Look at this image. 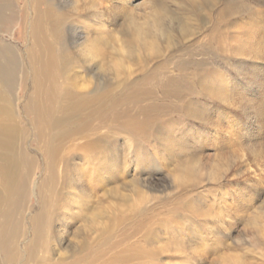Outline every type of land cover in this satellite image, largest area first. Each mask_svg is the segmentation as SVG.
<instances>
[{
    "label": "rangeland",
    "instance_id": "obj_1",
    "mask_svg": "<svg viewBox=\"0 0 264 264\" xmlns=\"http://www.w3.org/2000/svg\"><path fill=\"white\" fill-rule=\"evenodd\" d=\"M68 1L70 0H55V3L64 8V5L67 6L70 3ZM127 1L131 3L127 6L129 8L127 13H124V16L117 14L118 17L114 19L116 22L108 23L110 31H114V47L117 46V38L120 35L129 37L134 26H141L149 28L147 35L151 41L154 39L158 52H154V55L153 52L150 53L140 47L137 56L139 60L137 58L135 61L133 59L134 62L125 60L126 69L124 61L119 77H115L114 73V97L127 93L126 87L129 89L136 80L137 83L145 84V88L141 86L142 91L150 89L153 94L147 99L145 97L135 101L125 99L124 103L117 104L115 107L114 113L117 112L119 115L114 119L113 159L111 164L105 166H108L107 169L112 166L113 171L109 176L112 179L109 183L106 180L103 181L105 185L93 191L97 201H93L94 206L91 209L93 214L100 213L101 222L108 226L111 225L112 230L110 235H103L99 244L96 241L90 251L85 252V255L86 253L90 255L94 249L96 250L94 259L98 260L96 263L93 261V264H226V262L229 264H264V172L263 177H255L251 183L244 182L247 177L239 180L238 183L235 179L226 178L227 169L233 159L222 156L228 152V149L215 145L211 136L205 137L204 134L207 132L205 125L193 118L196 116H191L184 111L179 112L180 114L175 113L179 102L175 95L171 96L175 92L165 95L160 89L163 75L168 73L171 79H177L178 65L183 63L182 70L190 79H185L181 83L190 86L189 89L192 91H189L191 95L188 97L196 103L194 108L207 114L208 119L216 115V118L220 119L222 129H252L257 132V134L248 135V142L244 141L240 146L243 148L239 147V154L247 161L248 157H251L250 147L257 144L254 148L263 158L261 162L264 164V109H262L264 108V48L259 49L256 55L255 51L253 54L250 53L249 45L244 46L248 39L246 36L252 29H256L253 40L262 37L264 40V0ZM27 4H29L27 0H15L8 4L10 6H7L6 14L11 18L3 27V33L0 34L2 43L18 51L20 48L24 50V43L17 30L21 11L22 9L27 10L25 7ZM130 11H135L132 12V16H130ZM152 12L157 13L156 18L163 23L160 26L163 31L153 32L151 25H148L147 21ZM122 20L123 25H121ZM256 22L261 24L260 27L256 26ZM220 36L224 39V48L221 45ZM263 40L262 45H264ZM203 80L211 81L209 87L211 84L215 87L212 86L210 91L217 95L220 92V84L225 82V95L229 94L226 95L225 100L229 103L232 100L236 106L232 108L231 104L223 102V97L219 101V97H214L216 96L214 93L209 94L211 93L209 87L203 86L205 89L201 87L205 83V81L202 82ZM120 82L125 83L123 88L119 86ZM250 99L252 103L250 102L249 106L247 101ZM255 100L261 102L262 107H259ZM147 108L150 109L149 113L146 112ZM258 108L260 109L255 111ZM222 113H225L227 118L221 116ZM256 116H258L257 120H255ZM130 122L137 125L133 130L136 133V139L132 138V140L128 137L130 135H127L128 129L123 130ZM144 124H150L153 131L144 134V128H142ZM248 132L251 133L250 130ZM228 138L226 135L225 139ZM27 144H32L30 136H25L21 143L26 147ZM39 163L41 166L40 159ZM41 167L35 171L34 175V178L39 180L42 173ZM104 172L105 170L103 171L105 176ZM181 175L192 176L193 179L181 184L179 183ZM254 181L259 182L255 184ZM134 182L148 197L146 201L139 203V193L134 192L131 187ZM223 194H225V199ZM27 200L30 202L24 214V223L27 224L26 232L29 227V213H35L37 209L32 196L27 197ZM224 205L231 206L232 211L227 213V209H223ZM68 208V210L73 208L70 202ZM142 209L145 210L144 213L140 212ZM80 216L82 215L79 214L76 221L72 218L67 221L63 232L66 241L62 246L63 248L70 246L66 250L73 248L71 243L82 240L85 231L88 230V228L83 229L87 222L85 219H80ZM76 234L79 238L74 240ZM61 236H63L62 233ZM103 244L106 247H103ZM136 247L141 248L147 255L132 258L127 263H120L118 259L123 255H129L126 252ZM61 251L66 254L64 249H60ZM100 253V258H97ZM82 257L79 255L77 259Z\"/></svg>",
    "mask_w": 264,
    "mask_h": 264
},
{
    "label": "bare ground",
    "instance_id": "obj_2",
    "mask_svg": "<svg viewBox=\"0 0 264 264\" xmlns=\"http://www.w3.org/2000/svg\"><path fill=\"white\" fill-rule=\"evenodd\" d=\"M12 1L15 0H0V34L3 33V27L11 18L6 14V8ZM27 1L29 3L25 6L27 10L22 9L17 30L24 43V50L20 48L18 51L0 40V264H93V261L96 263L98 260L94 259L96 250L94 249L90 255L87 253L96 241L99 244L103 235H110L112 230L111 225L108 226L101 222L100 213L93 214L91 209L94 206L93 201L97 199L93 191L98 190L101 185H105L103 181L106 180L109 183L112 179L109 177L113 171L112 166H109V169H107L108 166H105L111 164L113 159L114 119L119 115L117 112L114 113L115 107L125 99H130L127 101L140 100L144 97L147 99L153 94L150 89L142 91L141 86L145 88V84L137 83L136 80V84H130L129 89L125 86L127 93L121 94L120 97H114V73L115 77H119L125 60L132 62L136 58L139 60L137 56L140 47L150 53L153 52L152 54L158 49L154 44V39L151 41L147 35L149 28L143 27V29L141 26H134L129 37L120 35L117 38V46L114 47V31H110L108 23H115V17L127 13L129 9L127 6L131 4L127 0H70L67 6L64 1V8L59 7L55 0ZM133 7L137 6L133 5ZM132 12L135 11H130V16H132ZM134 14L137 16L136 13ZM157 16V13L152 12L150 19H147L153 32L163 31L160 27L163 23L159 21V18H156ZM122 23L123 20L121 25H123ZM260 25L256 22V26L260 27ZM111 26L113 25L111 24ZM227 28L229 27L227 26ZM255 30L252 29L247 34L248 39L244 46L249 45L250 53L253 54L255 51L257 55L259 49H263L264 45H262L263 37L258 40L252 39ZM219 39L223 47L224 39L221 36ZM221 45L219 44V46ZM114 56H116L115 59ZM252 57L254 56L252 55ZM258 63L260 62L258 61ZM182 65H178L177 79H171L168 73L161 76L162 87L160 89L163 94L170 95L175 92L171 96L175 95L179 99L178 108L174 112L180 114L184 111L191 116H196L193 118L205 125L207 130L204 134L205 137L211 136L215 145L228 149V152L222 156L233 159L228 169L226 168L228 172L226 178L235 179L238 183L239 180H244L247 177L244 182L251 183L255 177H263L264 164L261 162L263 158L256 152L257 144L254 145L255 148L254 146L250 147L251 157L249 156L247 161L239 154V150L243 148L240 146L249 139L248 135L257 134V132L249 129L251 132L249 134L248 129H222L220 119L216 118V115L208 119L207 114L194 108L196 103H193L192 98L188 97L191 95L189 91H192L189 89L190 86L181 83L185 79H190L183 72ZM191 66L193 67V65ZM195 67L197 68V66ZM204 76L206 77V75ZM207 77H209L208 74ZM217 77L219 79V76ZM213 78L212 80H214ZM142 80L145 81V79ZM105 81L107 82L104 83ZM204 81L202 82L204 83ZM210 82L205 81L201 87L208 88ZM123 85H125L124 82L119 83L122 88ZM212 86L211 84L208 88L211 92L209 94L214 93L216 95L214 97H219V99L217 98L219 101L223 97V102L229 103L225 100L227 95H225V82L220 84V89L218 87L220 90L219 93L216 92L218 95L210 91ZM203 89L205 88L203 87ZM251 101V99L247 101L248 105ZM231 102L229 104L232 105V108L236 106L232 100ZM256 102L259 107H262L260 106L261 102ZM231 107L230 109H232ZM147 109L146 112L149 113L150 109ZM259 109H255V111ZM221 116L227 118L225 113H222ZM257 119L258 116L255 117V120ZM255 120L253 122L257 123ZM136 127V124L130 122L123 129H128L127 135H130L128 137H131V140L132 138L136 139V133L133 131ZM142 128H144V134L153 131L150 124H144ZM226 135L229 137L227 140L225 139ZM25 136H30L32 139V144H27V147L21 145ZM227 162L229 161L227 160ZM40 167L42 173L39 180L34 178V175ZM104 170L105 176L103 175ZM190 179L192 181V176L181 175L179 183L190 182ZM134 184L131 187L134 192L139 193V203L146 201L148 197L142 193L136 182ZM241 194L243 196V193ZM224 195H222L223 198ZM31 196L37 209L35 213H29V227L26 232L27 224L24 223V214H26V208L30 202L27 197ZM69 202L73 206L72 210H68ZM223 209H227V213L232 211L231 206L224 205ZM144 211L142 209L140 212L144 213ZM79 214L82 215L80 219H85L87 225L91 227L85 225L83 229L88 228V230L85 231L83 239L81 237L82 240L71 243L73 248L66 250L70 246L62 247L66 241L64 229L69 218L76 221ZM61 233L64 237L61 236ZM77 238H79L77 234L74 235V240ZM104 246L105 244H103ZM60 249H64L67 255L62 251L61 253ZM161 250L163 252V249ZM85 252H87L86 255ZM126 254L129 255H123L118 259L120 263H127L132 258L147 255L138 247L130 249ZM79 255L83 257L77 259ZM100 256L101 253L97 255V258ZM226 264L229 263L226 262Z\"/></svg>",
    "mask_w": 264,
    "mask_h": 264
}]
</instances>
